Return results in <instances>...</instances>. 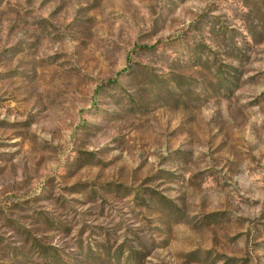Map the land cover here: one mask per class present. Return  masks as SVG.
Masks as SVG:
<instances>
[{"label": "rangeland", "instance_id": "obj_1", "mask_svg": "<svg viewBox=\"0 0 264 264\" xmlns=\"http://www.w3.org/2000/svg\"><path fill=\"white\" fill-rule=\"evenodd\" d=\"M0 264H264V0H0Z\"/></svg>", "mask_w": 264, "mask_h": 264}]
</instances>
